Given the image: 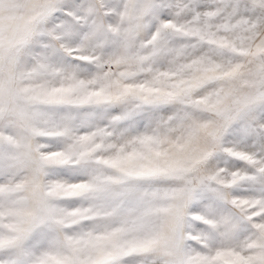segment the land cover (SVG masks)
<instances>
[{
  "label": "snow or ice",
  "instance_id": "1",
  "mask_svg": "<svg viewBox=\"0 0 264 264\" xmlns=\"http://www.w3.org/2000/svg\"><path fill=\"white\" fill-rule=\"evenodd\" d=\"M0 264H264V0H0Z\"/></svg>",
  "mask_w": 264,
  "mask_h": 264
}]
</instances>
